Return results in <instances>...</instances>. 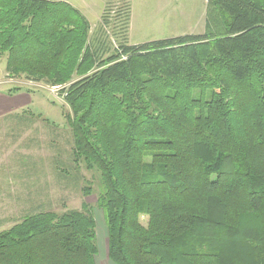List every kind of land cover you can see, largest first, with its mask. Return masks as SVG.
Here are the masks:
<instances>
[{
  "label": "trees",
  "instance_id": "obj_1",
  "mask_svg": "<svg viewBox=\"0 0 264 264\" xmlns=\"http://www.w3.org/2000/svg\"><path fill=\"white\" fill-rule=\"evenodd\" d=\"M115 1L92 29L64 0H0L7 74L61 87L72 160L99 173L109 260L264 264V0H207L203 33L137 44ZM96 252L85 202L0 230V264Z\"/></svg>",
  "mask_w": 264,
  "mask_h": 264
},
{
  "label": "rangeland",
  "instance_id": "obj_2",
  "mask_svg": "<svg viewBox=\"0 0 264 264\" xmlns=\"http://www.w3.org/2000/svg\"><path fill=\"white\" fill-rule=\"evenodd\" d=\"M64 1L77 7L94 29L107 0ZM113 1L114 10H117L120 1ZM129 1L130 44L204 32L207 0ZM5 66L6 56H2L0 57V94L12 96L24 93L25 96L29 93L33 100L28 106L19 108H15L10 102L6 112L0 114V122L12 124L20 120L32 121L30 130H17L16 127L12 130L0 128V230L10 227L23 215L34 211L61 212L66 209H80L81 203L85 202L92 206L96 222V264H113L106 253L107 228L103 213L95 205L100 186L99 173L95 170L88 171L83 164H75L72 160L73 142L66 117L70 109L60 93L61 87L23 76H10ZM2 131L7 134L12 131L14 133L23 131L25 134L15 142V139L12 140L14 137L6 138L2 135ZM30 137H34L35 140L32 138L31 141ZM18 175L19 179L23 178V180L18 179L13 183L15 176L17 179ZM8 176L11 178L8 179ZM6 180L12 182L8 186L9 194L3 189ZM88 184L92 193L84 196L81 189ZM32 197L40 198V208L31 209L30 203H20L22 199H32ZM140 220L145 225L147 217L141 216Z\"/></svg>",
  "mask_w": 264,
  "mask_h": 264
},
{
  "label": "crops",
  "instance_id": "obj_3",
  "mask_svg": "<svg viewBox=\"0 0 264 264\" xmlns=\"http://www.w3.org/2000/svg\"><path fill=\"white\" fill-rule=\"evenodd\" d=\"M23 94L22 93H17V94H14L12 96L5 95V94H0V114H3L4 112H6V110L8 109L7 108L8 107V103H10V102H12V104H13V106L15 108H19V107H23V106H28L29 104H31L32 103V100H33L32 99V95L29 94V93H26L25 96H24ZM22 119H24V118H22ZM30 122H32V121H28V122L27 121H24L23 122V120H20V121L12 122V124H10L9 122L2 121V122H0V128L1 129H4V130L5 129L6 130L7 129L12 130V129H14L16 127L15 129H17V130L18 129H27V130H30V128H31V125H30L31 123ZM24 134H25V132H23V131L22 132L20 131V132H17V133H14L12 131V132H8V134L6 132L2 131V135L3 136H5L6 138H8V136H9V138L14 137V138H12V140L15 139V142H17V140L19 138H21ZM30 135H31V133H30ZM33 135L34 134H32V136ZM38 137H39V134H38ZM32 138H33V140H35L34 137H32ZM32 138L30 137V140L31 141H32ZM2 139H5V138H2ZM15 160H17V159H15ZM16 177L17 176H15V180L13 181V183L17 182V180L20 178L19 175H18V178L17 179H16ZM9 178H11V177L8 176V179ZM12 178L14 179V176ZM20 180H23V178L22 179H19V181ZM0 182H1V180H0ZM11 184H12V182L9 183L6 180V183L4 184L5 186L3 187V189H4V191H5L6 194H9V192H8V190H9L8 188L9 187L8 186L11 185ZM16 191L18 192L19 190L17 189ZM32 193L34 194V192H32ZM33 197H32V199L31 198H28L27 200L22 199L20 201V203H24V202L30 203V208L31 209H35V208L38 209V208H40V198L34 199ZM34 212H36V211H34ZM31 213H33V212H31Z\"/></svg>",
  "mask_w": 264,
  "mask_h": 264
}]
</instances>
